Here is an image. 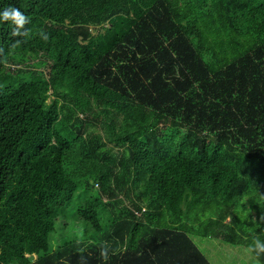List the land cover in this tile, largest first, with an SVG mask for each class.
<instances>
[{
	"label": "trees",
	"instance_id": "1",
	"mask_svg": "<svg viewBox=\"0 0 264 264\" xmlns=\"http://www.w3.org/2000/svg\"><path fill=\"white\" fill-rule=\"evenodd\" d=\"M8 6L31 22L16 47L0 23V264H211L192 234L264 264V0ZM75 198L98 238L51 248Z\"/></svg>",
	"mask_w": 264,
	"mask_h": 264
},
{
	"label": "rangeland",
	"instance_id": "2",
	"mask_svg": "<svg viewBox=\"0 0 264 264\" xmlns=\"http://www.w3.org/2000/svg\"><path fill=\"white\" fill-rule=\"evenodd\" d=\"M96 32V30H94ZM19 65H12L16 69ZM76 198L70 202L65 209V215L61 222L57 224L56 231L51 234L49 245L55 248L64 241L78 239L86 242H95L99 233L92 228L84 225L83 220L75 215L77 209ZM107 222L101 221L102 230L106 227ZM191 238L199 245L211 264H259V262L244 247L226 244L223 241L202 237L192 234ZM244 248V249H243ZM34 259V255L30 256Z\"/></svg>",
	"mask_w": 264,
	"mask_h": 264
},
{
	"label": "clouds",
	"instance_id": "3",
	"mask_svg": "<svg viewBox=\"0 0 264 264\" xmlns=\"http://www.w3.org/2000/svg\"><path fill=\"white\" fill-rule=\"evenodd\" d=\"M30 18L26 16L19 8L8 6L2 12H0V23H8L11 26V36L20 37L13 42L12 47L19 46L21 43H26L30 38V30L25 28V25L29 24ZM38 35L44 41L49 39V34L44 30L40 29ZM0 53H3V49H0ZM250 252H254L257 257L264 255V241H261L259 237H254L252 244L249 245ZM81 253L85 249H79ZM110 249L107 244L100 247V258L103 264H107L110 260ZM80 264H87L86 258L81 255Z\"/></svg>",
	"mask_w": 264,
	"mask_h": 264
}]
</instances>
